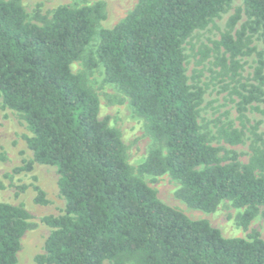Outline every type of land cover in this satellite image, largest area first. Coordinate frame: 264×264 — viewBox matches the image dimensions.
I'll return each mask as SVG.
<instances>
[{"label": "trees", "instance_id": "trees-1", "mask_svg": "<svg viewBox=\"0 0 264 264\" xmlns=\"http://www.w3.org/2000/svg\"><path fill=\"white\" fill-rule=\"evenodd\" d=\"M232 1L137 0L116 24L96 32L105 17L102 2L60 5L50 17L36 10L32 22L19 0H0V98L21 113L33 161L56 168L64 198L60 215L41 219L51 231L37 264H264L258 232L224 237L207 220L161 201L133 174L118 131L99 119L96 93L71 70L97 33L86 67L103 66L104 80L128 98L152 139L138 173H168L179 182L176 196L191 208L211 212L230 201L244 209L238 219L246 228L257 214L264 218V149L253 147L242 164L235 152L220 156L209 143L198 123L202 89L187 82L182 46ZM241 1L248 21L233 32L237 9L212 49L228 54L216 56L215 64L234 77L237 57L254 50L246 30L262 41L257 84L236 92L240 116L247 104L264 101V0ZM207 56L201 51L200 59ZM218 136L230 145L242 141L231 126L218 128ZM36 190L35 201L45 203ZM29 218L21 205L0 201V264H16Z\"/></svg>", "mask_w": 264, "mask_h": 264}, {"label": "rangeland", "instance_id": "rangeland-1", "mask_svg": "<svg viewBox=\"0 0 264 264\" xmlns=\"http://www.w3.org/2000/svg\"><path fill=\"white\" fill-rule=\"evenodd\" d=\"M137 0H19L27 13L28 19L33 18L36 10L51 16L53 10L60 5L79 7L102 2L105 17L96 25V32L101 28H110L132 9ZM240 10V18L233 32L248 21L243 12L241 0H233L223 11L202 29H195L182 44L185 55L184 66L192 86H200L202 100L198 106V123L209 143L219 148V155L225 151L237 154L240 163H247L253 147L264 149V101H252L245 106L240 116L237 104L240 97L236 92H245L250 84H257L253 79L255 67L258 65L260 52L263 48L258 32L246 30L250 36V46L254 50L247 55L238 56L241 67L234 77L225 73L215 64L216 56L223 53L213 49V42L219 40L220 34L226 29L228 19L235 11ZM98 42L97 33L83 51L81 57L71 63L74 73L82 74L86 85L93 90L99 99V119H106L110 127L116 129L124 146V157L134 175L140 177L148 186L155 190L158 198L167 205L182 211L190 219H205L213 227L218 228L224 237H242L248 239L258 232L264 238V218L257 214L246 228L240 225L239 215L243 208H235L228 200H223L214 211L205 212L187 206L175 192L179 182L168 173L159 176L138 173V166L143 161L148 149L152 146L145 121L137 116L128 98L114 85L104 80V68L101 64L88 69L85 59L95 56ZM207 49L208 56L200 59L201 51ZM264 73V69H263ZM264 90V86H262ZM264 98V94L263 97ZM221 126L237 129L242 134V141L230 145L218 136ZM30 135L21 113L6 107L0 98V201L21 205L30 214L31 226L25 231L17 252L16 264H37L35 257L44 253V242L51 228L41 219L47 215H60L64 208V198L60 194L56 168L51 165L33 161L31 149L27 146L26 137ZM32 161L30 169L24 166ZM258 173V171H256ZM38 187L46 200L45 203L35 201ZM104 264H113L105 261ZM125 264H135L128 261Z\"/></svg>", "mask_w": 264, "mask_h": 264}]
</instances>
